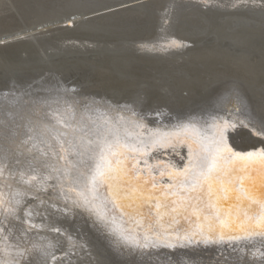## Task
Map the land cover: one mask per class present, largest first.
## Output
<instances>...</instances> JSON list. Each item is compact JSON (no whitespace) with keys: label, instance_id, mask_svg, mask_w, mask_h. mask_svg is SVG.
<instances>
[{"label":"bare ground","instance_id":"6f19581e","mask_svg":"<svg viewBox=\"0 0 264 264\" xmlns=\"http://www.w3.org/2000/svg\"><path fill=\"white\" fill-rule=\"evenodd\" d=\"M259 15L264 0H0V264H264ZM63 63L91 77L67 87ZM170 144L182 155L137 156Z\"/></svg>","mask_w":264,"mask_h":264},{"label":"water","instance_id":"95a60500","mask_svg":"<svg viewBox=\"0 0 264 264\" xmlns=\"http://www.w3.org/2000/svg\"><path fill=\"white\" fill-rule=\"evenodd\" d=\"M33 1L34 0H19V2H23V3H27L28 5H30V4H32L33 3ZM124 7V6H123ZM121 8V7H120ZM116 9H119L118 7H116V8H112V9H110V10H116ZM103 13V12H102ZM2 16H6L5 14H2ZM260 16V15H259ZM261 18L262 17H264V16H260ZM255 18H259V17H255ZM264 19V18H263ZM144 23H148L149 21L147 20L146 22L145 21H143ZM119 23V22H118ZM144 23H142V24H140L139 26H138V28H137V31H138V34H140V32H143V33H145V32H148V31H150L151 30V28L150 27H145L143 24ZM62 25V27H68V26H71V23L69 22V21H66V22H64V23H62L61 24ZM142 26H144V28L145 29H143V27ZM103 32H101V37H103V39H107V38H104V37H107L108 35H105V34H102ZM91 37H93V36H91ZM98 40H100V39H98ZM212 41H213V38H212V36H210V37H204L203 39H199V40H193V43H190L189 45H187L188 46V48L190 49H192V48H195L196 46H199L200 44H202V45H206V44H210V43H212ZM198 44V45H197ZM187 48V49H188ZM95 54H89L88 56H86L88 59H90V58H92L93 56H94ZM75 57H77V56H75ZM29 58V57H28ZM65 60H69V59H65ZM115 63L116 64H118V61L117 60H115ZM116 64H114V66L116 67ZM28 66H30V68H33V67H36V64H34V63H29V65ZM120 68L119 69H121V71L124 69V66L123 65H121L120 64V66H119ZM74 67H72L71 66V64H68V63H63L62 65H61V69H62V73H66V72H68L69 73V75H71V77H69V78H64V84L67 86V87H72L73 85L72 84H76V83H78L79 81H82L83 79H89L90 77H91V73H92V71H88V70H84V71H82V70H79V69H76L75 71H74V69H73ZM120 71V72H121ZM131 72H133L135 75H140V74H143V73H145L146 71L145 70H142V67L140 66V67H138V66H136V68L135 69H132V70H130ZM83 72H85V73H83ZM124 72L125 73H128V71L126 70V71H122V74L124 75ZM128 74H130V72L128 73ZM146 128L145 127H142L141 128V130H145ZM184 148V146H182V145H169V146H167L166 148H163L162 146H157L156 148H154V149H152V150H147V153H144L143 155H139V154H137V156H146V157H149L152 153H155L156 151H168V152H174V154L173 155H176L177 157L178 156H180V155H182V154H178V153H176V152H179L180 150H182ZM175 150V151H174ZM235 152H237V150L235 151ZM245 152H247V151H245ZM130 153V152H129ZM186 154V153H185ZM172 155V156H173ZM163 157H166V156H164L163 155ZM168 158V157H167ZM184 159H187V158H184ZM168 160H170V159H168ZM144 160L143 159H139V162H140V164H138V167L139 166H142V163H144L143 162ZM186 161V160H185ZM159 165H161V161H160V163H159ZM152 168L156 171V173H157V169L155 168V167H153L152 166ZM154 171V172H155ZM164 179H168V177L167 176H163L160 180H164ZM158 183H159V181H158ZM69 190V192L71 193V194H73V195H75V194H78V192L75 190L74 191V189H68ZM85 191H89V189L88 188H86L85 189ZM92 199V198H91ZM152 225L153 226H155V224L154 223H152ZM32 226V225H31ZM57 228H52V232H57ZM253 236L254 237H257V236H261V237H264V235L263 234H253ZM248 237H252V234H250V236H248ZM242 239H246L245 237L244 238H241L240 240H242ZM198 241H200V240H198ZM186 242V241H185ZM186 243H188V242H186Z\"/></svg>","mask_w":264,"mask_h":264},{"label":"rangeland","instance_id":"374dc122","mask_svg":"<svg viewBox=\"0 0 264 264\" xmlns=\"http://www.w3.org/2000/svg\"><path fill=\"white\" fill-rule=\"evenodd\" d=\"M93 14H95V13H93ZM92 15V14H91ZM224 35H226V34H224Z\"/></svg>","mask_w":264,"mask_h":264}]
</instances>
